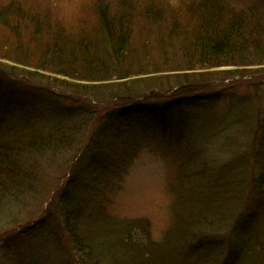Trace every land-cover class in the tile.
<instances>
[{"label":"rangeland","instance_id":"obj_1","mask_svg":"<svg viewBox=\"0 0 264 264\" xmlns=\"http://www.w3.org/2000/svg\"><path fill=\"white\" fill-rule=\"evenodd\" d=\"M31 1L36 12H47L65 32L99 35L100 0H54L53 10L49 0ZM104 1L113 5L118 0ZM128 1L138 25L144 18L158 20L151 28L136 27L133 44L174 68L141 77L120 78L119 73L113 81L95 83L120 88L131 80L139 82L130 84L133 91L153 88L132 111L111 110L123 105L103 90L94 94L97 100L50 91L52 86L22 77L11 80L12 88L0 84L4 127L18 123L16 132L31 126L45 131L57 125L73 132L78 144L72 152L45 159L34 190L12 192L0 206V264H78L80 257L91 264H202L207 257L209 264H248L239 261L252 236L264 240V188L240 182L252 173L256 180L264 176V80L249 69L211 80L214 76L205 70L193 73L178 66L179 45L159 37L166 29L162 14L192 6V0ZM251 4L264 10V0L235 5ZM183 82L190 85L179 91ZM190 90L196 93L186 95ZM204 169L211 181L197 183L189 176L184 182V176L204 174ZM189 181L194 186H187ZM68 185L72 200L85 208V247L71 254L57 210ZM179 188L190 191L182 196L189 204H174ZM221 193L226 202L218 199ZM212 195L215 202L208 205ZM205 220L210 221L207 230L199 228ZM196 233L205 241V253H196L190 239Z\"/></svg>","mask_w":264,"mask_h":264},{"label":"trees","instance_id":"obj_2","mask_svg":"<svg viewBox=\"0 0 264 264\" xmlns=\"http://www.w3.org/2000/svg\"><path fill=\"white\" fill-rule=\"evenodd\" d=\"M7 1L8 4L4 2L0 4V84L6 83L12 88L14 86L12 81L22 77L44 83L48 87L52 86L53 88L48 90H58L64 94L91 97L99 93V90H103L105 94H112L113 99L121 100L120 104L123 106L116 108V105L111 110L123 111L126 108L129 109L127 112H130L143 102L141 100L146 99L144 97L153 91V88L140 90L137 88L133 91L130 84L135 86V83L139 82L131 80L127 81V86L120 88L105 84L95 86V83L113 81L117 78L115 75L119 73L124 76L120 78H129L174 69L169 62L163 64L157 62L147 55L148 51H145L147 54L143 53L133 44L136 27L143 26V29H147L148 25L151 28L155 25V20L144 18L141 25H138L139 16L132 13L133 4L128 0H118L117 4L113 5L104 0L96 3L101 21L99 35L85 32L73 35L65 32L58 23L48 17L47 12L46 14L36 12L35 3L31 0ZM48 2L52 5L47 7L53 10L52 7L55 8L56 3L54 0ZM236 2L238 0H192V6L184 5L171 13L162 14L161 20L166 23V29L159 37L165 39L163 42H167L168 36L172 40L171 44L179 45L183 57L178 66L193 73L205 70L208 75L214 76L210 78L211 80L236 77L244 69H249L248 71L253 73L259 72L258 76L264 80V10L259 4L240 7L235 5ZM43 7H46L45 4ZM257 67L255 71L254 68ZM185 85L190 84L183 82L179 91H186ZM2 90L0 89V93ZM189 93L196 92L190 90L185 94ZM94 98L98 100L96 96ZM6 110L7 106L5 114ZM122 114L121 117L125 115L123 112ZM4 121L5 119L0 117V138L1 142H4L0 143V206L12 192L24 195L29 190H34L32 183L35 184V177H38L36 180H41L39 178L43 170L41 164L45 159L47 161L53 154L72 152L78 145L73 132L70 133L69 130L61 129L57 125L45 131L31 126L24 131L16 132L17 127H21L18 123H9L4 127ZM204 170L206 172L201 175L184 176V182H187L189 176L197 183L200 181L198 179H203L204 182L211 181L210 174ZM252 174L251 179L240 181L241 185L263 189L261 183L263 184L264 176L258 177L260 178L258 181L254 173ZM237 183L236 181L235 184ZM69 185L61 193L57 210L64 219L62 230L68 239L66 251L71 254L72 251H79L85 247L81 237V219L85 214V208L83 204L72 200ZM187 186L194 185L189 181ZM178 191L180 192L176 194L174 204L177 201L189 204L188 199L185 200L182 196H186L190 191L185 189L182 191L181 188ZM221 194L223 196L218 199L223 202L225 195ZM18 195L14 197L19 199ZM214 198L213 195L209 196L207 204L214 203ZM209 224L210 221L205 220L204 225L199 228L207 230L210 228ZM193 237L190 239H194L196 243L198 248L196 253L201 254L200 250L205 253L202 247L205 241L202 236L199 237L196 233ZM249 244L246 254L241 256L239 263L245 259L248 264H264V240L252 236ZM238 256L240 255H236L235 258ZM201 260L202 264L212 262L210 257ZM78 264L91 263L80 257Z\"/></svg>","mask_w":264,"mask_h":264}]
</instances>
